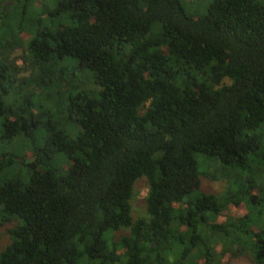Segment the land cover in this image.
Instances as JSON below:
<instances>
[{"label": "trees", "instance_id": "16d2710c", "mask_svg": "<svg viewBox=\"0 0 264 264\" xmlns=\"http://www.w3.org/2000/svg\"><path fill=\"white\" fill-rule=\"evenodd\" d=\"M35 2L0 0V264H264V0H51L13 57Z\"/></svg>", "mask_w": 264, "mask_h": 264}, {"label": "rangeland", "instance_id": "374dc122", "mask_svg": "<svg viewBox=\"0 0 264 264\" xmlns=\"http://www.w3.org/2000/svg\"><path fill=\"white\" fill-rule=\"evenodd\" d=\"M210 0H182L183 8L187 13H193L194 15H201L204 12V7L208 4ZM54 4L51 0H36L34 7L29 13V19L27 20L24 31L19 36V43L22 45V48H19L14 51L13 57H20L25 52V48L29 40L33 37V31L38 27H46L50 25H57L58 20H51V12L54 9ZM11 7V4L8 3V8ZM17 63L22 64L20 58H18ZM89 86L92 82L90 79ZM227 82V81H226ZM200 159V157H198ZM215 165L207 164L206 172L211 173L214 171ZM206 167V166H205ZM200 170H204V165H200ZM227 180L225 178L217 179L215 181L210 180L209 178L203 176L201 178L200 188L205 192H211L215 194L221 193L225 186ZM134 195L131 200V216L134 221L140 219H147L146 212V195H147V183L144 178L137 180L134 184ZM245 210L243 207L240 208H231L227 213L232 217H238L243 215ZM227 214H224V216ZM223 214L216 218L218 222L224 220ZM13 224H5L0 226V249L5 248L10 243L9 230L12 228ZM129 230H121L115 234V238H119L123 235H127ZM220 250V247L217 248ZM171 261H176L174 254L170 257ZM185 264H205L203 258L197 260L188 259ZM214 264H253L251 258L247 254L239 255H229L225 254L217 259Z\"/></svg>", "mask_w": 264, "mask_h": 264}]
</instances>
